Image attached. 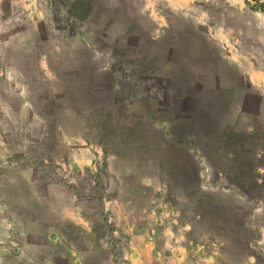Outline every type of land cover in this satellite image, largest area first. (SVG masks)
<instances>
[{
    "label": "rangeland",
    "instance_id": "374dc122",
    "mask_svg": "<svg viewBox=\"0 0 264 264\" xmlns=\"http://www.w3.org/2000/svg\"><path fill=\"white\" fill-rule=\"evenodd\" d=\"M247 1L0 0V264H264ZM82 45L103 66L83 87Z\"/></svg>",
    "mask_w": 264,
    "mask_h": 264
},
{
    "label": "crops",
    "instance_id": "0c3cea01",
    "mask_svg": "<svg viewBox=\"0 0 264 264\" xmlns=\"http://www.w3.org/2000/svg\"><path fill=\"white\" fill-rule=\"evenodd\" d=\"M5 42H6L7 47L4 48V53L7 55L11 54L10 56H7V60L4 61L5 69H8L9 71H11L13 76L18 75L20 77L22 76V73L27 67V65H25L26 62L24 61V57H26V54L25 52H21L20 50H17L18 47L14 45V42L12 40L11 42L10 40H7ZM8 46H10L11 49H7ZM85 47L88 49V51H86ZM74 53L76 54L77 61H76V65L70 68L71 72L69 74L71 75V77H73L74 80L72 81L74 84L76 85L79 84L83 87L85 84L84 75L87 74V76H89L90 73H93V76H95V74L99 75L101 69H103V66L100 64L101 62L96 58V51L87 47L86 45L85 46L82 45L81 49L77 48ZM28 59L27 60L29 61L28 62L29 64L30 57H28ZM89 61H91L92 67L87 68L86 66H87V63H89ZM112 73H114V71H112ZM112 73L110 72L113 78L118 76L116 73L114 74ZM79 77H80V81H79ZM22 84L25 85V83H22ZM18 93L19 95H21V91H19ZM19 100L22 101V97L19 96ZM162 134L163 136H165L164 133Z\"/></svg>",
    "mask_w": 264,
    "mask_h": 264
},
{
    "label": "trees",
    "instance_id": "16d2710c",
    "mask_svg": "<svg viewBox=\"0 0 264 264\" xmlns=\"http://www.w3.org/2000/svg\"><path fill=\"white\" fill-rule=\"evenodd\" d=\"M253 4L252 7L253 9H264V0L260 2V0H252ZM245 3L247 4L248 1L245 0Z\"/></svg>",
    "mask_w": 264,
    "mask_h": 264
}]
</instances>
